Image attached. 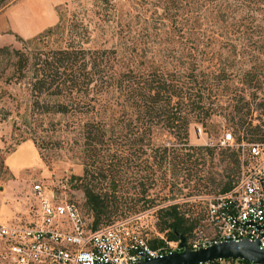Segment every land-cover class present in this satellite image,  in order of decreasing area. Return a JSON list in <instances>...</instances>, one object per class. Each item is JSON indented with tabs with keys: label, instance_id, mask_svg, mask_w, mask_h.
<instances>
[{
	"label": "rangeland",
	"instance_id": "374dc122",
	"mask_svg": "<svg viewBox=\"0 0 264 264\" xmlns=\"http://www.w3.org/2000/svg\"><path fill=\"white\" fill-rule=\"evenodd\" d=\"M17 0H9L2 9ZM155 0H71L55 7L57 20L52 31L40 41L18 40L11 32L20 29L19 21H13L7 12L0 14V47L7 46L28 56L35 52H46L66 46L67 42L90 51H114V68H129L134 73L145 74L153 69H173L180 64L182 47H202L206 36H224V29L217 31H184L170 28L167 21L157 14L159 7H148ZM31 29L41 25L40 21L29 17ZM40 26V27H41ZM216 26V25H215ZM12 27V28H11ZM47 27H42L41 32ZM37 33L32 34L35 35ZM199 34H202L199 35ZM31 36V37H32ZM197 39V40H196ZM255 43L231 47L220 46L215 42L208 48L211 59L203 57L197 61L199 69L212 66L215 76L222 69L226 77L215 79L210 84L211 113L209 117L191 120L187 127L185 146L200 147L204 155V172H125L120 175L122 189L115 196L108 194L109 209L117 207L112 215L102 217L100 226L117 221L132 220L142 237L151 240L158 232L156 211L167 205H176L178 212L192 224V229L204 228V215L207 200L221 195V185L202 188L208 177L222 184L233 185L240 173L236 161H232L231 147L220 145L222 131L231 130L235 137L238 132L235 122L237 114L232 109L238 96L250 102L251 119L264 110L255 109L257 102H264V35L255 37ZM184 52V50H183ZM15 57L0 56V225L12 221H31L35 218L37 201L30 191L34 183L51 190L56 196L77 203L80 213L89 221L90 212L84 205L81 186L88 184L93 189L105 188L106 180L96 172L92 177L83 178L82 154L83 122L95 118L100 108L94 90L72 93L71 97L40 95L39 105L53 106L63 103L66 111L42 112L31 106L28 66L23 76L16 74L13 63ZM259 73L253 83L259 88H245L241 81L247 71ZM218 78V77H217ZM244 87V88H242ZM255 94L251 95V94ZM256 97V98H254ZM100 98V97H99ZM238 104V103H237ZM90 112H85V111ZM92 110V111H91ZM264 119V115H261ZM261 120L254 119L253 124ZM150 146H180L177 139L159 127L152 128ZM212 149L210 156L205 155ZM190 161L198 152L188 149ZM146 151L142 160L148 165L150 158ZM226 156L229 161H221ZM186 157V156H183ZM132 157L134 163H138ZM189 162V161H188ZM189 164V163H188ZM192 162L188 165L191 167ZM135 171V172H134ZM207 171V172H205ZM106 174V173H105ZM202 182H198V178ZM199 184L197 186V184ZM169 184V185H168ZM171 184V185H170ZM104 191V190H103ZM191 229V230H192Z\"/></svg>",
	"mask_w": 264,
	"mask_h": 264
},
{
	"label": "trees",
	"instance_id": "16d2710c",
	"mask_svg": "<svg viewBox=\"0 0 264 264\" xmlns=\"http://www.w3.org/2000/svg\"><path fill=\"white\" fill-rule=\"evenodd\" d=\"M8 1L0 0V9ZM158 4L162 6L156 12L160 19L169 23L170 28L192 32L211 31V27L217 31L224 29V36H206L201 48L198 45L182 47L177 68L153 69L145 74H136L129 68H114L113 64L110 65L114 61V51H90L68 42L66 46L46 52H34L29 66L28 56L23 52L7 46L0 47L1 57H15L12 65L16 74L23 76L28 66L31 106L42 112L63 113L66 107L63 103L39 105L37 98L40 95L68 94L71 97L72 93L94 90L96 102L104 98L103 103H99L101 109L97 111L102 116L96 114L95 118L83 122L81 128L82 154L85 159L82 166L83 178L92 177L94 172L101 181L108 177L105 188L93 189L88 184L81 186L84 205L90 212L92 230L100 227L103 216L116 212L117 207L112 208L113 211L109 209L107 196L119 193L122 189L120 175L132 172V167L138 172L147 169L148 172L162 174L204 172L205 159L200 154L201 148L185 146L187 127L191 120L209 117L212 103L209 99L213 90L209 82L212 76L217 80L226 77V74L220 69L214 76L211 65L206 64L203 71L199 69L197 61L203 57H206V61L211 59L213 53L208 52V48L215 42L231 49L235 45L242 46L245 50L249 47L247 45L255 43V37L264 35V0H155L154 4L149 3L147 6L159 7ZM52 29L47 27L25 42L40 41ZM17 39L24 40L19 36ZM258 74L256 69L245 72L242 85L245 88H259L256 81L253 83ZM251 95L255 96L254 93ZM241 100L243 97L238 96L232 106L237 114V131L242 132L248 141H264V119L261 116L264 115V110L254 117L261 122L253 124L251 104L249 101L239 103ZM263 107L264 102L255 104V109ZM156 126L175 137L180 146H150L151 131ZM188 149L198 152V156L192 161ZM147 150L150 158L148 165L141 158L146 156ZM211 153L212 149H207L205 155L210 156ZM230 155L233 157L232 161L239 165L237 152L232 150ZM132 157L138 163L132 164ZM220 160L229 161L226 156H222ZM191 162V167H188ZM200 182L202 180L199 177L197 183ZM204 182L205 185L201 183L202 188L221 185V194L231 188L229 184H222L213 177H208ZM156 218L158 232L167 241L175 240L174 234L186 239L193 228L178 212L176 205L157 209ZM156 243L161 244V241H149L150 247H154Z\"/></svg>",
	"mask_w": 264,
	"mask_h": 264
},
{
	"label": "built area",
	"instance_id": "2783aa9c",
	"mask_svg": "<svg viewBox=\"0 0 264 264\" xmlns=\"http://www.w3.org/2000/svg\"><path fill=\"white\" fill-rule=\"evenodd\" d=\"M220 145L237 152L240 173L231 188L207 200L204 228L192 229L184 247L195 251L218 243L256 242L264 250V141L242 132L222 131ZM37 204L31 221L0 225V264H138L179 252L178 240L150 247L135 222L117 221L92 230L77 203L56 196L38 183L30 187ZM152 240V239H151ZM200 264H254L221 259Z\"/></svg>",
	"mask_w": 264,
	"mask_h": 264
},
{
	"label": "water",
	"instance_id": "95a60500",
	"mask_svg": "<svg viewBox=\"0 0 264 264\" xmlns=\"http://www.w3.org/2000/svg\"><path fill=\"white\" fill-rule=\"evenodd\" d=\"M178 240L179 252H172L161 258L141 261L138 264H200L221 259H237L254 264H264V250L256 242L242 240L211 245L204 249L190 251L184 247V237L174 234Z\"/></svg>",
	"mask_w": 264,
	"mask_h": 264
},
{
	"label": "crops",
	"instance_id": "0c3cea01",
	"mask_svg": "<svg viewBox=\"0 0 264 264\" xmlns=\"http://www.w3.org/2000/svg\"><path fill=\"white\" fill-rule=\"evenodd\" d=\"M69 1L71 0H17L15 3L2 9L0 14L8 11L12 15V20L14 22L19 21L20 23V29L15 31L11 27V32L14 36L27 38L37 33L42 27L52 26L57 20L55 7ZM29 17L35 18L37 21L39 20L42 26H35L34 30H32V23L27 21ZM3 32L5 30L0 29V34Z\"/></svg>",
	"mask_w": 264,
	"mask_h": 264
}]
</instances>
